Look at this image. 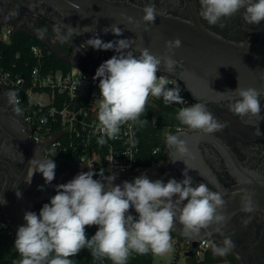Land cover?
Returning <instances> with one entry per match:
<instances>
[{
    "label": "clouds",
    "instance_id": "clouds-1",
    "mask_svg": "<svg viewBox=\"0 0 264 264\" xmlns=\"http://www.w3.org/2000/svg\"><path fill=\"white\" fill-rule=\"evenodd\" d=\"M199 4V15L210 25L231 18L241 10L247 24L259 25L264 21V0H199ZM142 11L145 32L150 30L147 25L153 24L157 15H166L162 10L158 11L154 3L145 5ZM126 19L128 23H133L132 17ZM84 29L85 32L91 31L88 27ZM110 30L116 36L122 35V30L114 24ZM104 31L107 33L109 28ZM133 43L130 39L104 42L95 35L86 42L94 49H114L118 53L104 61L94 76V79L99 78L100 89L97 114L103 133L97 141L100 145L107 142L105 136L115 139L122 124L139 121L149 96L171 103H185L180 96V88H168L172 82L165 76L157 75L162 63L165 71L172 72L176 61L167 54H152L147 48L133 49ZM181 44V40L175 38L166 41L165 48L172 53ZM225 92L230 94L227 97L228 110L234 115L241 119L254 116L258 122L264 119L260 101L264 93L238 86L234 91L222 93ZM7 95L9 103L18 104L15 92ZM14 111L20 113L21 109L15 107ZM176 118L189 128L204 133L222 131L227 127L226 122H220L202 103L182 107ZM254 134L262 135L258 124ZM167 143L175 145L181 154L188 152L185 142L174 135L167 137ZM29 165L31 176H27V183H31L37 171L42 173L46 184L54 180L56 164L52 159H32ZM188 169L184 170V179L179 182L175 179H169L167 183L152 181L141 175L133 182H123L122 187L112 186L115 175L100 173L101 179L97 180L93 179V171H87L65 184L57 185L56 194L51 197L50 203L43 205L39 215L32 211L24 215L26 226L18 228L14 244L21 258L19 264H73L70 258L85 248L96 259L107 258L113 264H126L132 251L145 254L151 250L160 254L170 250V233L175 220L183 225L186 234L199 233L212 222L223 221L224 216L217 213V209L225 206L220 192L211 191L205 183L193 187ZM102 180L107 181V190ZM20 195L17 192V196ZM185 200L187 203L183 204ZM241 201L244 211L253 210L250 194L243 195ZM130 208L138 213V219L128 214ZM247 222L244 221L245 224ZM92 225L99 227L89 239L85 229ZM223 243L224 247L213 248L215 254L226 255L234 247L230 237H225Z\"/></svg>",
    "mask_w": 264,
    "mask_h": 264
},
{
    "label": "flooded vegetation",
    "instance_id": "flooded-vegetation-1",
    "mask_svg": "<svg viewBox=\"0 0 264 264\" xmlns=\"http://www.w3.org/2000/svg\"><path fill=\"white\" fill-rule=\"evenodd\" d=\"M117 1H128L140 7L154 3L158 11L162 10L166 14L188 21H193L195 14L206 28L231 41L252 43L264 41V21L259 25L247 24L242 18L243 10L231 18L222 19L216 25H210L199 15V0ZM41 20L49 23L53 30L59 33L56 35L45 33L40 26ZM0 23L14 28L17 26L20 30L32 34L44 32L48 37L54 38L57 45L59 40L66 41L70 44L71 50L67 53L82 68L99 67L102 64L88 55L85 49L87 41L82 37L92 38L95 35L104 42L113 41L92 32H85L60 12L46 3H39L38 0H0ZM57 35L63 39L57 38ZM76 50L79 51L77 55ZM103 51L113 56L107 50ZM136 55H139V52H136ZM160 70L163 71L160 73L172 77L183 87L192 105L204 104L220 122H226L227 127L222 131L204 133L181 123L172 135L185 142L188 149L186 154H181L175 145H170L167 149L166 141L167 160L128 174L134 177L146 175L152 181L161 180L164 183L169 179L179 182L184 179L182 173L189 167L187 171L192 177L193 187L205 183L211 191L221 192L246 182L264 185V119L258 122L254 116L241 119L234 115L228 110V96L209 92L205 85L208 83L193 77L179 64L175 65L172 72H167L162 63ZM182 82L202 85L204 88L200 93L204 101H194ZM9 92L13 90L0 83V215L6 218V215L2 214L4 211L11 213L19 211L23 215L32 211L39 215L43 205L50 203L51 197L56 194L57 185L69 182L82 172L95 170L83 163L48 155L46 146L35 140L25 123L20 104L9 103L7 95ZM260 101L261 116L264 117V95H261ZM15 107L21 109L20 113L14 111ZM257 124L262 133L260 136L254 134ZM39 146L44 148L43 158L52 159L56 164L55 178L50 184L45 183L43 175L38 171L33 174L31 183L26 182L27 176H31L29 161L43 159L37 157ZM174 160L176 161L172 162ZM17 192L21 193L19 197ZM128 214L138 219V213L134 208H130ZM244 221H248L247 224ZM94 226L96 225H92L93 228ZM225 237H230L234 243V247L228 253H234L248 264L264 263V211L257 208L250 212L238 211L216 234L220 243H223ZM213 246L212 243L211 247Z\"/></svg>",
    "mask_w": 264,
    "mask_h": 264
},
{
    "label": "water",
    "instance_id": "water-1",
    "mask_svg": "<svg viewBox=\"0 0 264 264\" xmlns=\"http://www.w3.org/2000/svg\"><path fill=\"white\" fill-rule=\"evenodd\" d=\"M39 3H46L53 9L60 12L70 22L75 23L85 30V27L91 28L92 33L98 34L113 41L120 39H130L134 41L131 48H147L155 55H170L185 70L190 72L193 77L203 79L209 92L230 95L222 93L226 90L234 91L237 86L247 89L254 88L257 91L264 92V41L260 43L235 42L223 38L206 28L194 14L193 21L181 19L179 17L166 14L157 15L155 22L147 25L150 29L145 32V23L142 21L144 15L138 5L128 1L117 0H38ZM126 17H132L133 23H128ZM118 26L122 30V35H114L110 28L112 25ZM138 25V26H137ZM105 28H109L106 33ZM15 31L20 30L15 26ZM29 32V31H28ZM32 33V32H30ZM42 38L52 51L61 57L69 60L73 65H77L71 59V55L61 50L54 40L48 37L44 32L33 33ZM85 41L90 37H82ZM179 38L182 42L181 47L168 53L165 48V42ZM111 55H118L115 51L107 50ZM79 66V65H78ZM96 73L97 66L85 68ZM163 72V71H159ZM184 83L190 97L196 101H204L201 98L200 91L203 86L195 83ZM200 84V83H199ZM221 89V90H220ZM224 89V91L222 90ZM163 100V98H161ZM164 101V100H163ZM166 102V101H165ZM170 103L181 108V104ZM175 136V135H174ZM167 143V149L169 148ZM38 158L44 157V148L37 147ZM100 173L94 171L93 179L100 180ZM42 174V173H41ZM104 176L115 175L112 186L120 185L123 182H133L136 177L128 173L122 174H104ZM105 183L107 190V181ZM250 194L252 199V208L264 211V185L253 183H243L220 192L225 206L217 209V213L224 216V220L217 223L212 222L208 227L200 230L199 233L186 234L183 225L178 220L174 221L172 233L190 243V248L186 251L187 257L196 256L199 252L202 240H209L214 245L219 243L216 238L217 232L221 231L223 226L230 218L242 209L241 198L245 194ZM178 199V197H173ZM185 200L183 204H186ZM181 205V207L183 206ZM10 227L17 233L20 226H26L24 215L17 211L11 213L4 211ZM98 225L94 226L95 233Z\"/></svg>",
    "mask_w": 264,
    "mask_h": 264
},
{
    "label": "built area",
    "instance_id": "built-area-1",
    "mask_svg": "<svg viewBox=\"0 0 264 264\" xmlns=\"http://www.w3.org/2000/svg\"><path fill=\"white\" fill-rule=\"evenodd\" d=\"M14 31L13 26L0 23V33L4 40L9 41ZM32 49L40 61L44 54L42 47L35 45ZM85 49L91 59L100 63L109 56L107 52L91 46ZM1 60L0 53V83L16 92L25 123L35 140L46 146L48 155L56 150L74 154L78 157V163L94 170L99 169L104 174L135 173L145 169L138 162L139 146L134 122L122 124L115 139L105 136L107 142L104 145L98 144L103 133L97 119L100 89L99 78L94 79L95 73L78 65L68 70L42 71L39 64L27 78L6 69ZM157 75L165 76L172 82L168 88H180V96L185 102L181 108L192 105L183 87L175 79L159 72ZM155 99L149 96L146 104L154 103ZM178 127L175 126L174 130L166 129V141ZM160 149L156 148L155 152ZM0 229H8L16 234L3 215H0ZM187 243L190 248V243ZM211 244L209 240H202L199 251L211 248Z\"/></svg>",
    "mask_w": 264,
    "mask_h": 264
},
{
    "label": "trees",
    "instance_id": "trees-1",
    "mask_svg": "<svg viewBox=\"0 0 264 264\" xmlns=\"http://www.w3.org/2000/svg\"><path fill=\"white\" fill-rule=\"evenodd\" d=\"M40 26L48 35H56L59 33L53 30L54 28L45 21L41 20ZM57 38H60V36L57 35ZM35 45L41 46L44 51L40 61L32 49ZM58 47L65 52L71 51L70 44L66 41L59 40ZM0 53L2 54L1 64L6 69L23 74L27 78H29L32 70L36 66H39V64L41 65L42 71L68 70L73 66L69 60L52 51L42 38L26 30L14 31L9 41L4 40L0 33ZM111 57L109 55L106 60ZM179 111L178 108L170 103L163 101L161 98H156L154 103L145 105V110L141 114L139 121L134 122L139 146L137 154L138 162L144 168L167 160L165 131L167 128L174 130L175 126L181 124V121L176 118ZM159 147L161 149L155 152V149ZM51 157L73 162L78 161L76 155L64 153L60 150L53 152ZM95 170L100 172L99 169ZM85 231L89 239L95 235L92 226H86ZM170 235L171 237H175L172 232ZM15 238V233L10 232L8 229H0V264H16L19 254L14 248ZM154 258L155 253L151 250L145 254L132 251L126 264H154ZM70 259L73 261V264H113L107 258H94L88 248L82 249L78 255ZM187 259L193 264H210L223 261H227L229 264H241L240 258L234 253H227L223 256L216 255L211 248L206 250L205 256L201 260L197 258V255L187 257Z\"/></svg>",
    "mask_w": 264,
    "mask_h": 264
},
{
    "label": "rangeland",
    "instance_id": "rangeland-1",
    "mask_svg": "<svg viewBox=\"0 0 264 264\" xmlns=\"http://www.w3.org/2000/svg\"><path fill=\"white\" fill-rule=\"evenodd\" d=\"M59 39H63V37L61 36ZM78 52L79 51L76 50L75 55H77ZM218 244L214 245L213 248L224 247L222 242L221 243L219 242ZM188 248H189V244L187 243L186 240L180 239L177 236L172 237L171 249L160 254L155 253L154 264H190L185 255ZM206 250L207 248L199 251V256L201 259L205 256ZM20 259L21 258L19 256L16 264H19ZM242 261L245 262V260L243 259Z\"/></svg>",
    "mask_w": 264,
    "mask_h": 264
},
{
    "label": "crops",
    "instance_id": "crops-1",
    "mask_svg": "<svg viewBox=\"0 0 264 264\" xmlns=\"http://www.w3.org/2000/svg\"><path fill=\"white\" fill-rule=\"evenodd\" d=\"M210 249V248H209ZM211 249L213 250V247H211ZM217 255V254H216ZM186 258H187V256H186ZM197 258L199 259V260H201V258H200V256H199V253L197 254ZM204 258V257H203ZM202 258V259H203ZM188 260V259H187ZM241 260V259H240ZM189 261V260H188ZM189 263L190 264H193V263H191L190 261H189ZM210 264H229L227 261H223V262H215V263H210ZM241 264H248L246 261L245 262H243L242 260H241ZM261 264H264V263H261Z\"/></svg>",
    "mask_w": 264,
    "mask_h": 264
}]
</instances>
